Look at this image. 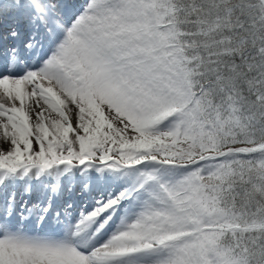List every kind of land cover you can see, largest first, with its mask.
<instances>
[{
	"label": "snow or ice",
	"instance_id": "snow-or-ice-1",
	"mask_svg": "<svg viewBox=\"0 0 264 264\" xmlns=\"http://www.w3.org/2000/svg\"><path fill=\"white\" fill-rule=\"evenodd\" d=\"M0 264H264V0H0Z\"/></svg>",
	"mask_w": 264,
	"mask_h": 264
}]
</instances>
